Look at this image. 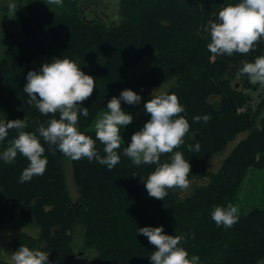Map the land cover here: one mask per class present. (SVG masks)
Returning a JSON list of instances; mask_svg holds the SVG:
<instances>
[{"label":"trees","instance_id":"1","mask_svg":"<svg viewBox=\"0 0 264 264\" xmlns=\"http://www.w3.org/2000/svg\"><path fill=\"white\" fill-rule=\"evenodd\" d=\"M99 1L27 0V13L20 20L24 38L6 32L10 43L0 59V120L24 119V130L36 131L53 115L59 117L58 112L45 115L29 104L23 87L29 70H39L63 55L85 62L83 71L96 79L93 93L77 102L89 107V115L80 116V130L96 138L90 125L97 113L111 94L129 86L125 71L129 58L138 60L157 52L149 72L152 84L174 80L170 92L178 95L185 109L180 115L190 123L184 142L173 151H182L189 159L190 180L206 178L207 182L194 184L190 195L182 199L175 187L163 201L150 197L143 183L156 165H134L120 151V162L112 169L87 157L72 159L78 189L73 202L65 183L66 155L41 137L48 156L43 175L21 183L28 159L18 154L12 163L0 160V228L16 220L33 221L39 234L18 233L13 249L21 244L40 248L49 253L53 264L74 261L71 232L76 225L83 227V248L96 250L87 264H153L150 255L156 246L137 232L148 225H164L168 234H185L181 244L190 255L198 254L201 264H258L264 258V209L253 206L239 213V220L230 227L217 226L211 212L216 205L237 204L245 177L252 169L264 170V128L255 126L264 106L261 103L252 111L251 95L245 92L262 84H245L240 71L243 62L264 54V36L247 53L229 56L208 50L210 32L200 25L202 15L237 0H113L121 20L109 26L99 17L100 11L87 18L92 14L85 12L87 5L95 2L109 13L106 9L111 4ZM236 77L243 79L244 88L233 84ZM140 108L145 123L150 114L143 105ZM247 130L248 136L234 146L220 168L207 170L209 156ZM18 131L8 129L0 151ZM125 146L121 143V148ZM96 147L103 155L104 145L98 139ZM171 155L161 154V162ZM0 264L9 263L0 260Z\"/></svg>","mask_w":264,"mask_h":264},{"label":"clouds","instance_id":"2","mask_svg":"<svg viewBox=\"0 0 264 264\" xmlns=\"http://www.w3.org/2000/svg\"><path fill=\"white\" fill-rule=\"evenodd\" d=\"M8 7L15 10V0H9ZM208 31L210 41L207 48L211 53L231 56L234 52H249L255 42L264 36V0L227 3L218 11L217 19L210 22ZM84 63L62 55L45 62L39 70L32 69L26 74L23 92L28 95L29 104L45 115L58 112V118L53 115L46 125L41 123L36 131H25L24 119L0 120V142L8 136V129L19 130L17 136L0 151V160L12 163L18 154L28 159L29 164L19 177L21 183L35 175H43L46 170L48 156L45 155L46 148L41 137L48 145H55V149L72 159L87 157L89 161L96 160L108 169L120 162V147L124 142L121 133L134 120V114L126 112L122 102L136 105L143 97L131 88L121 90L119 95L107 101L106 110L96 120V138L86 134L80 130L79 120L81 115H89V107L77 102L88 98L97 82L93 75L83 71L81 65ZM240 71L251 83L264 84V54L243 62ZM157 90L143 105L150 118L132 134L130 142L123 148V155L137 166L156 165L143 184L150 197L163 201L169 189H187L190 185V161L185 159L182 151H173L184 142L190 123L184 115H180L185 109L178 95ZM97 139L104 145L103 155L96 147ZM163 153H172L170 160L161 162ZM211 216L217 226L230 227L240 218L239 207L232 202L216 205ZM137 232L156 246L150 255L153 264H201L200 256L190 255L181 244L186 239L185 234H168L164 225L140 227ZM10 259L11 264H53L48 252L25 244L12 252ZM258 264H264V258L259 259Z\"/></svg>","mask_w":264,"mask_h":264},{"label":"rangeland","instance_id":"3","mask_svg":"<svg viewBox=\"0 0 264 264\" xmlns=\"http://www.w3.org/2000/svg\"><path fill=\"white\" fill-rule=\"evenodd\" d=\"M106 1H108L109 5L111 4V6L106 9L109 14H105V8H98L97 2H95L87 5L88 11L92 12V14L87 18L91 20L92 18H94L93 14L97 11H100L98 12V14L100 15L99 17L102 19L105 18V24L107 26H109L110 24L119 23L121 20V16L118 14V5L116 1L100 0L99 3L103 5V3H105ZM8 4L9 0H0V59L4 56L5 49L10 43L9 38L6 36V32L11 31L16 33L18 37L24 38L20 29V20L21 17L27 13L28 2L27 0H15V10H9L7 8ZM215 7L219 11L221 8H223V5H216ZM217 13L218 12H213L208 14L205 12L202 15L200 25L202 28L204 27V30H208V28L210 27V22L217 19ZM133 18L136 22L141 23L139 17L137 18L135 15H133ZM157 56V52L151 51L142 55L138 60L129 58L127 64L125 65V71L127 72L130 81L129 86L126 88L133 89L134 91L139 93L143 97V99L140 104L136 105L122 102V108L126 112H131L134 114L133 122L125 126V129L121 133L124 140V142H121L123 145H128L131 140L132 134L144 125L142 114L143 110H141L140 107L144 105L147 100L151 99L152 92L157 89V91L170 92V89L175 86L174 80H168L166 82L161 81L157 84H152V77L149 75V72ZM212 57L213 55H211V60ZM93 72L95 73L94 75H96V68ZM141 76H143L144 78L140 79L139 77ZM239 81L240 79L236 77L235 79H233V84H239ZM238 88H244V85H239ZM120 92L121 89L111 94L108 98L111 99L112 96L119 95ZM245 92H248L251 95L249 106L252 111H255L258 105H260L261 103H263L264 106V84L260 85L257 90L246 89ZM106 107L107 103L97 113V116L94 118L93 122L90 125L91 129L95 130V122L101 116L102 112L106 110ZM255 126L257 127L258 125L255 124ZM248 133V130L238 133L223 150L209 156L206 164L207 170L216 172L220 168L222 161L229 155L234 146L246 136H248ZM120 151H123V148L120 147ZM71 161L72 158L66 155L64 160L65 183L71 200L73 202H76L78 199V189L72 177ZM206 182V178L191 179L189 187L187 189H177V194L179 195V198L182 199L185 196L190 195L193 190L194 184ZM237 196L239 199L237 200L238 202L236 205L239 207V213L245 212L253 206L264 209V170L252 169V171L249 172V175L245 177L240 190L237 192ZM22 232L37 236L39 234V228L33 221L25 220H16L0 228V258L6 261L10 260L9 252H14L12 246L13 240L18 233ZM71 234V245L76 256L74 261H72L70 264H87L89 259L96 254V250L94 248H83V227L81 225L74 226Z\"/></svg>","mask_w":264,"mask_h":264},{"label":"water","instance_id":"4","mask_svg":"<svg viewBox=\"0 0 264 264\" xmlns=\"http://www.w3.org/2000/svg\"><path fill=\"white\" fill-rule=\"evenodd\" d=\"M244 81H245V84L247 85H251L252 83L249 82V81H246V75L244 74ZM263 120H264V112L261 113V115H259L258 119H257V125L260 127L262 124H263V127L264 128V123H263Z\"/></svg>","mask_w":264,"mask_h":264},{"label":"flooded vegetation","instance_id":"5","mask_svg":"<svg viewBox=\"0 0 264 264\" xmlns=\"http://www.w3.org/2000/svg\"><path fill=\"white\" fill-rule=\"evenodd\" d=\"M108 14H109V13H108ZM246 81H249V80L246 78ZM249 82H250V81H249ZM239 85H240V86H243V85H244V81H243V79H240L239 84L236 83V87H239ZM263 123H264V120H263ZM262 127H263V124H262Z\"/></svg>","mask_w":264,"mask_h":264},{"label":"crops","instance_id":"6","mask_svg":"<svg viewBox=\"0 0 264 264\" xmlns=\"http://www.w3.org/2000/svg\"><path fill=\"white\" fill-rule=\"evenodd\" d=\"M19 2H21V1H19ZM85 12L88 13L89 11H86V10H85ZM13 251H15V249H13ZM9 254H11V252H9ZM0 260L5 261V262L11 264V259H10L9 261H6V260L0 258Z\"/></svg>","mask_w":264,"mask_h":264}]
</instances>
